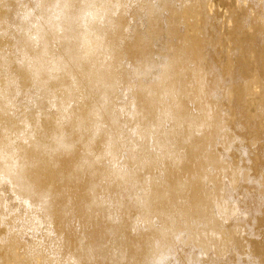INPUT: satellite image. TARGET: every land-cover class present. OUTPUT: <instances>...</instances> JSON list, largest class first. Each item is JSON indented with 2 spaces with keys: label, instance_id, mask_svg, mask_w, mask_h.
<instances>
[{
  "label": "bare ground",
  "instance_id": "6f19581e",
  "mask_svg": "<svg viewBox=\"0 0 264 264\" xmlns=\"http://www.w3.org/2000/svg\"><path fill=\"white\" fill-rule=\"evenodd\" d=\"M181 1L183 2V0ZM187 1L184 0V3L186 4ZM197 1L204 5L206 0ZM14 2L15 5L21 8L18 9L15 6L16 8L11 12L12 17L8 16L5 11L0 14L1 33L4 30L6 31L5 28L9 27V25L14 26L16 29L15 32L14 29L9 27L12 31L14 30L13 36L10 33L12 31L4 33L5 35L10 33L9 36L11 37L9 38L13 40L14 53L19 59L16 60L18 62H16L15 73H10L8 69L13 65V62L8 57H4L6 54L0 53V77L4 75V73L1 75L2 70L4 69L6 72L5 68L9 67L7 69V78L5 76V80L0 79L2 81H0V182L8 186L11 193L17 198L15 199L16 204L20 203L23 209L20 210L23 212L17 211L15 207L14 212H9L10 214L7 212L8 215L4 216L3 214L0 217V226L5 225L7 227L6 231L9 230L7 237H0V250L2 252L0 264H50V261L52 263V260L58 258L56 256L59 255V250L63 248L61 240L63 235L60 236L62 238L54 236L56 237L55 239L52 237L54 234H50L53 233L51 231L56 226L55 221H59L57 223L62 224L60 221L69 218L67 216L74 214V211L78 212L79 214H76L80 215L84 221H89L93 217L96 218L95 214L102 215L104 208H106V203L99 197L97 190H99L103 182H107L108 186L113 189L116 188L120 192L129 194L127 195V202L119 199L115 201L116 206L119 209H125L123 213L136 212V217L141 222L139 223L140 227L142 224L146 232L147 229L155 225L156 221L160 222L158 225L156 224L155 235L152 238L149 237L150 239L146 242L147 245L144 243L146 246L143 244L145 246L144 249H142L143 247L138 248L134 240L129 242L130 239L126 241L119 237L120 234H123L124 225L126 224L122 225V222H117L118 224L109 225V232L108 230L106 231V235L108 232V236L111 235V238H113L111 249H105L101 245V248L97 247L95 249L91 245L85 246L83 244L84 246L81 245L76 252L68 253L71 254L70 256L66 255L68 259L65 264H116L123 261L126 250L132 254H137V257L138 254L141 255L139 262L136 264H164V261L168 263V259H165L169 255L167 247L170 242L166 236L178 237V233L181 230L179 221H182L185 230L187 229L190 231L189 234L191 233L190 237L187 236L190 238L188 243H191L199 251V255H196V253L187 255L182 264H198V262L200 263L199 256H205L206 254L209 256L210 252H213V255L214 253L215 255H223L228 247L237 249L234 250V254L236 253L235 251L240 254L245 251V258L237 264H262L256 258L254 259L250 256L247 249L248 243L245 244L244 241L239 240L238 233L249 232L248 227L251 225L250 223L247 226L249 222L245 223V219L242 220L240 215L243 216L248 213L247 215L249 216L251 214V216L258 217V223L261 220L260 216L262 214L260 215V213L264 214V182L258 184L260 194L262 193L261 198H259L260 196H254L255 191L253 197L258 198V200L255 198L257 200L256 203L251 200L254 204L248 201L252 206L246 207L243 203H246L244 200L248 196L246 195L244 198V195L249 187L248 189L246 188L247 190L244 193L242 192L244 195L239 193L238 189L237 192V187L235 186L238 183L234 186L231 166L229 167L231 163L228 165L226 163L227 159L226 161L220 160L218 159L221 157L220 154V156L218 155L219 157H215L212 150H207L208 144L215 140L218 141L215 138L224 133V124L221 117L223 115H221V111L218 113L220 109H223L220 106L221 99H219L220 108L217 110L218 106L208 98V83L206 81L208 78L205 79V69L201 63V56L199 61L195 59L197 65H194V67L196 66V68L191 67L190 70L187 67L186 58L192 55L188 56V53L185 55L183 50L184 47L190 44L185 45V40V43L180 40L179 45L176 43L173 45V42L178 40L176 38L182 36L178 34V27L174 26V23L171 24L173 21H171L169 13L168 16H165V19L169 17L167 20L162 18L164 16L162 13L163 11L169 12L174 2H169V0L146 1L139 18L140 25H144V30L139 35L137 34V37L134 35V38H136L134 43L136 45L132 41L136 49H142L140 54L143 56L140 61L136 60V64H132L131 69L128 67L130 69L128 71L121 68L124 55L121 57L122 54L118 53V50L125 43L118 49L119 39L116 40L111 37L113 33L117 35L115 33V31H118L117 29L122 28L120 20L114 17L118 15L117 13L121 14L125 11L123 9V0H32V6L16 4L18 0H14ZM11 5L8 0H0V9L5 7L8 10ZM176 13L174 15L171 13V15L178 17ZM207 19H209V15H206L203 21L205 22ZM173 20L176 21L177 18ZM177 22H175V25ZM248 23L244 24V29H246L245 27ZM137 27L138 25L134 23L130 27L131 31L129 32H133V34L138 32L140 26L138 30ZM119 30L122 31L123 29ZM197 30L199 31L198 28ZM126 31L123 32L127 34L128 30ZM198 31L195 34H198ZM186 32L185 30L184 33ZM15 33L17 34L15 35ZM2 35L4 34L2 33ZM191 38H193V34ZM185 39L187 40V37ZM126 40L128 41V39ZM262 41H264L263 36L255 39L257 44H261ZM132 44L130 43V45ZM194 48L196 47L194 46ZM127 52L126 54H128ZM195 52L197 51L195 50ZM123 53L125 54V52ZM131 53L134 52L132 51ZM135 55L138 54H134L132 59ZM257 60L260 61L259 59ZM130 62L132 63V60ZM122 65L124 66V64ZM125 71L128 74L131 73L132 79L129 80L131 76L128 75L127 78ZM211 75L213 79H216L217 85L219 84L218 89L223 87L225 93H228L231 80L228 82L222 81L213 70ZM147 76L151 77L149 79L146 78L147 80L144 81V77ZM28 83H30L29 87L34 90L32 94V91L29 92V87L28 89L26 88ZM82 86L87 88V91L78 94ZM261 86L263 85H260V88H262ZM128 89L130 91L133 90V94L128 98V105L122 104L119 106L115 100L121 97L122 91L124 93V90L127 91ZM75 91H77L78 95H75ZM90 97L93 98L89 104L86 100H89L88 98ZM18 98L21 99L18 102L19 106L16 105L17 101H15ZM188 99L196 102L195 106L198 103L199 106L197 108H200L199 112L201 115L198 111L196 112L200 116L188 110L190 109V107L187 108ZM79 100L84 101L85 104L84 106L82 104L80 109L78 107L80 103H77ZM71 103L73 106H71ZM190 103L192 104V102ZM51 109L53 112H45V110L49 111ZM195 110L197 109L195 108ZM258 112L259 116H264V104L261 108L259 107ZM121 118H125V120L124 124L120 125ZM47 119L49 120L48 123L50 122L54 127L49 133L45 134L47 130H42V128L44 127L43 122L46 124ZM102 120L104 121L102 122ZM68 122L72 123L69 125ZM105 122L107 123L106 126L108 125L107 129H104L103 126ZM53 123L57 125L55 126ZM167 123L169 125L166 128L165 125ZM67 125L69 126L67 127ZM125 129L129 134L123 131ZM198 134H202V136L198 137ZM46 135H48L47 138L45 137ZM229 136V139L225 137L226 140H223V142L225 141L226 147L233 148L236 144L233 143ZM126 138L128 140L129 138L132 139L128 142L129 144L133 143L135 138L141 145L137 142L136 144L139 147L136 144L134 145V143H131L132 146L134 145L133 147H129L130 145L127 147L123 144L128 145ZM213 139L215 140L210 143ZM98 141L102 146V150L95 152L94 146ZM207 141L208 144H206ZM214 143L217 144L218 142ZM224 144H222V149L225 146ZM77 146L82 148V153L80 152L78 155L75 154ZM205 148L206 150H204ZM123 149L126 150L125 160L119 164L116 158L118 155L121 156L120 154H123V152L120 153ZM202 151L207 152L204 156L205 158L200 160L199 155ZM222 154L224 155V151ZM225 157L227 158V156ZM104 161L109 164L103 163ZM134 165L139 168V171H136L135 168L132 169ZM209 167L211 169L214 168L212 171L214 176L210 177V179L203 175L204 171H207ZM237 173L236 171V175ZM188 175L190 177L192 175L193 178H188ZM229 176H232L233 181L228 180L227 177ZM85 177L88 179L84 188V192L86 191L85 200L81 205H78L76 200L77 205L72 209L71 204L73 203L70 202L71 199L65 200L64 196L66 193L64 194V188L70 183H78L77 185H80V181ZM226 178L229 181L227 183ZM223 180L226 184L223 183ZM245 180L249 181V178ZM257 180L259 179L257 178ZM242 181L244 182V179ZM250 181L253 182V179ZM56 184H62L59 189L63 191L56 189ZM250 185L252 188L253 184L251 183ZM253 188L256 189L254 186ZM1 198L0 211L6 205V202H3L5 200ZM239 199L243 202V211L240 209ZM17 200L19 201L18 203ZM74 200L73 198V202ZM17 206L19 208V204ZM5 209L3 212L7 210ZM133 214L135 215V213ZM247 215H244V218ZM18 218H21L20 220L23 221L25 228L29 227V230L30 228L36 229L34 230L36 232H33L35 235L38 228L42 229L44 227L46 229V231L44 229L45 232L42 231L44 235L47 232L46 235L50 234V237L53 238L50 242L55 239L53 246L55 251L51 252V254L48 252V254H45L43 251L41 252L42 248L39 250L40 248L38 247L41 244H38V250L31 249L33 248L32 246L30 248L27 246V252H22L20 250L23 244L21 239H24L19 237L20 231L16 227H20V223L15 224L16 226L13 225L15 219L17 220H15L16 222L19 221ZM110 220L112 219L110 218ZM115 220L114 218L112 222H115ZM130 220L132 221V219ZM246 220L249 219L247 218ZM262 222L264 223V221ZM135 223L137 222L135 221ZM255 225L253 224V227ZM136 227L138 228V226H134V228ZM130 229L132 230V228ZM187 232L185 233L188 234ZM39 233L38 230L37 234ZM262 233H264V229ZM242 234L244 235L245 233ZM30 235L32 234L30 233ZM38 237L39 235L35 238ZM144 238L141 237V239ZM30 239H32L31 236ZM169 239L171 240V238ZM142 241L145 240L139 242L142 243ZM181 241H183V237ZM42 242L44 241L41 240ZM182 244L184 243L182 242ZM173 245L175 244L173 243ZM176 246H174L175 249ZM187 246L189 247V245ZM25 247L24 243V249ZM48 248L50 247L48 246L46 250ZM172 252V255H175L174 251ZM185 253L184 255H186ZM240 254L239 256L242 255ZM97 259L100 262H97ZM200 260L202 262V259ZM211 261L213 262L214 260L211 258ZM262 262L264 264V261ZM61 263L63 264V262Z\"/></svg>",
  "mask_w": 264,
  "mask_h": 264
},
{
  "label": "rangeland",
  "instance_id": "374dc122",
  "mask_svg": "<svg viewBox=\"0 0 264 264\" xmlns=\"http://www.w3.org/2000/svg\"><path fill=\"white\" fill-rule=\"evenodd\" d=\"M146 1H148V0H123V9L125 10L124 12H122L121 14H119V13H117L118 15L117 16H115L114 18H118L120 21V26L122 27V28H119V29H123L122 31L121 30H119V29H117L118 31H115V33H117V35L116 34H112L111 35V37L113 38V39H116V40H118L119 41V46H118V49H120L119 47H122L123 46V43H125L124 44V48L122 47L120 50H118L119 52V54L121 55V57L122 58H124L123 59V61L121 62V68L122 69H124V70H126L127 69V71L128 70H130L131 69V66H132V64H136L137 63V61H140V59H141V57L143 56L142 54H140L142 51V49L141 50H139V49H136V47L133 45V44H135L134 42H136V38H134V35H135V37H137L136 35L138 34H140V32H142V30H144V25H140V13H141V11H143V8H144V6L146 5ZM168 1V0H167ZM170 1H173L174 3H173V5H175V6H177V7H175V6H173V5H171L172 6V9L168 12H164L163 11V17H162V14H161V17L164 19V20H167L169 17L171 18V21H173V22H171V24H173L174 26H176V27H178L177 28V30L179 31L178 32V34L179 35H181L182 37H180V38H182V39H180V38H176V39H178L177 41H178V43H177V41H175V42H173V45H175V43L176 44H178L179 45V43L181 42L180 40H182V42H184V40H185V45L186 44H190V45H187V47H184L183 48V50H184V54L185 55H187L186 53H188V56H190V55H192V56H190L189 58H186L187 59V61H186V59H185V61L187 62V67H188V69H190L191 67H193L194 69L196 68V66L194 67V65H197V61L195 60V59H197L198 61H199V59H200V56H201V63H202V66H203V68L205 69V79H207L206 81H207V83H208V85H207V87L209 88V86H210V88L208 89L207 88V94H208V98L209 99H211L212 100V102L214 103V104H216L217 106H218V108H217V110H219V108H220V106L223 108L222 110L220 109L219 111H218V113L221 111V115H223V116H221L222 117V123L224 124L223 125V127H224V133L222 134V135H220L221 136V138H220V136L219 137H217V138H215V139H218V141L217 140H215V139H213V140H211L210 141V143L212 142V141H214V142H218L217 144H215L214 142H212L211 144H208V141L206 142V144H208V146H207V150H212V153L215 155V157H219L220 155H221V157H219L218 159H222V160H224V161H226V159H227V161H226V163L229 165V163H231L230 165H229V167H230V169L232 170V176H229V177H227L228 178V180H230V181H233V179H234V186L235 187H237L236 188V190L238 189L239 190V193H241L242 195H244L243 193L248 189V187H249V189L248 190H250V192H248V190L245 192V195H244V198L246 197V195L249 197V195H251L249 198L248 197H246V200H244V202H246V203H243V202H241L240 201V199H239V205H240V209H242V211L244 210V205L243 204H245V206L246 207H250V203L249 202H251V203H253L254 201H255V203H256V201L258 200V198H256L257 196H260L259 198H261V195H262V193L260 194V191H259V188H258V184L259 183H263L264 182V116H259L258 114H259V112H258V109H259V107L261 108L262 107V105L264 104V91H263V89H264V41H262V43L261 44H257L256 42H255V39L256 38H260V37H262L263 36V38H264V0H206L205 1V3H204V5L203 4H200V3H198V1L197 0H195L196 2V4L194 3V0H188L187 1V3L185 4L184 3V0H183V2L181 1V0H169V2ZM190 1V2H189ZM8 2H11V7H9L8 8V10L7 9H5V7L2 9H0V14L2 13V12H6V14L8 15V16H10V17H12L11 16V12H13V10L17 7L18 9L19 8H21V7H19L18 5H15V2H14V0H8ZM18 3H20V4H23V5H27V6H32V4H33V2H32V0H18V2L16 3V4H18ZM32 3V4H31ZM128 3V4H127ZM191 3V4H190ZM209 3V4H208ZM132 4V5H131ZM181 4V5H180ZM183 4V5H182ZM194 4V5H193ZM198 4H200V5H198ZM14 5V6H13ZM179 5H180V7H179ZM198 5V6H197ZM203 5V6H202ZM16 6V7H15ZM170 6V7H171ZM188 6V7H187ZM206 7V8H205ZM23 8V7H22ZM179 8V9H178ZM208 8V9H207ZM176 9V10H175ZM177 9H178V11H177ZM128 10V11H127ZM181 10V11H180ZM190 10V11H189ZM194 12H193V11ZM188 11V12H187ZM209 11H210V13H209ZM176 12H178V13H176ZM190 12V13H189ZM129 13V14H128ZM165 13V14H164ZM168 13H169V17H166V19H165V16H168ZM171 13H172V15H174L175 13L177 14V16L178 17H176V15L175 16H172L171 15ZM184 13V14H183ZM204 13V15H202ZM192 14H194V15H192ZM206 15H209V19H207L205 22L203 21V20H205V16ZM180 16V17H179ZM198 16V17H197ZM172 17H173V19L175 18V20H176V18H177V20L176 21H178L177 22V24L175 25V22L176 21H174L173 19H172ZM190 17V18H189ZM202 17V18H201ZM244 17V18H243ZM185 18H187V19H185ZM197 18V19H196ZM248 18H249V20H248ZM135 19V20H134ZM139 19V20H138ZM184 19V20H183ZM246 20V21H245ZM138 21V22H137ZM184 21V23H186V24H184V23H182ZM187 21H188V24H187ZM14 22V21H13ZM200 22V23H199ZM248 23L247 25H246V29H244V27L243 26H245L244 24H246V23ZM134 23H136V25H138V27L140 28V30H138V27H137V30H138V32H136V33H134L133 34V32L131 33V32H129V31H131L130 30V27H132L133 26V24ZM139 23V24H138ZM196 23V24H195ZM204 23V24H203ZM207 23V24H206ZM14 24H16V23H14ZM129 25V27H128V25ZM179 24V25H178ZM192 25V26H191ZM249 25V26H248ZM260 25V26H259ZM126 26V27H125ZM195 26V27H194ZM206 26V27H205ZM9 27H11L12 29H14L15 30V32H16V29L14 28V26L12 27V25H9ZM9 27L7 26L5 29H6V31L4 30V32H10V31H12V29L10 30L9 29ZM129 29H128V28ZM184 27H186V28H184ZM201 27H203V28H201ZM262 27V28H261ZM127 28V29H126ZM189 30H188V29ZM197 28L199 29V31L197 30ZM207 28V29H206ZM260 28V29H259ZM195 29V30H194ZM13 30V31H14ZM126 30H128V33H129V35H128V33L126 34ZM185 30L187 31L186 33H184L185 32ZM12 31V32H13ZM123 31H126V32H123ZM182 31V32H181ZM198 31V34H195V32H197ZM4 32H2L4 35H2V33L0 32V53L1 54H6L4 57H8L10 60H12V62H13V65H11L10 66V69H8L9 67H7V68H5V70H6V72L4 71V69L2 70V73H1V75L4 73V75H2L3 77H0V79L2 78L3 80H5V78H7V69L10 71V73H13L14 71H15V66L17 65V63L16 62H18V61H16V60H19L18 59V57H17V55H16V53H14V47H13V44H12V42H13V40L11 39V38H9V37H11V36H13V34H14V32L12 33V32H10L11 33V36H9L10 35V33H7L6 35H5V33ZM120 32H121V34H120ZM180 32H181V34H180ZM240 32V33H239ZM183 33V34H182ZM203 33V34H202ZM247 33V34H246ZM17 33H15V35H16ZM126 34V35H125ZM133 34V35H132ZM192 34H193V38H191L192 37ZM202 36H201V35ZM124 35H125V37H124ZM179 35H177V36H179ZM184 35V36H183ZM187 35V36H186ZM191 37H190V36ZM196 35H198V36H196ZM115 36V37H114ZM189 36V37H188ZM197 38H199V39H197ZM2 37V38H1ZM7 37V38H6ZM117 37V38H116ZM119 37V38H118ZM187 37V40L185 39V38ZM203 37V38H202ZM120 38H122V39H124V40H122V39H120ZM126 39H128V41H130V42H128ZM134 39V40H133ZM189 39H191L190 41H189ZM196 39H197V41H196ZM126 40V41H125ZM247 40V41H246ZM132 41H133V44H132ZM190 42V43H188V42ZM199 41H200V43H202L201 45H199L200 43H199ZM206 43H205V42ZM211 41V42H210ZM121 43H122V45H121ZM130 43L132 44V45H130ZM191 43H192V46H191ZM127 44V45H126ZM136 45V44H135ZM210 45V46H209ZM160 46V45H159ZM194 46L196 47V48H194ZM201 47V48H199V47ZM126 47H127V50H126ZM134 47H135V49H136V51H135V49H134ZM158 47V46H157ZM191 47H193L191 50H190V48ZM198 47V48H197ZM129 48V49H128ZM2 49V50H1ZM123 49H125V50H123ZM133 49V50H132ZM189 49V51H187ZM194 49V50H193ZM130 50V51H129ZM139 50V51H138ZM192 50L194 51V55H193V52H192ZM195 50L197 51V52H199V53H201V55H199V53H197V52H195ZM128 51V52H127ZM134 52V53H131V52ZM123 52H125V54L123 53ZM126 52L128 53V54H126ZM191 52H192V54H191ZM134 54H138V55H135L134 56V58L132 59V56ZM181 54H182V52H181ZM183 54V56L184 57H186L185 55ZM140 55V56H139ZM203 55V56H202ZM138 57V59H136L137 57ZM131 57V59H129ZM136 57V58H135ZM183 57V58H184ZM128 58V59H127ZM192 58V59H191ZM135 59V60H134ZM257 59H259L260 61H258ZM132 60V63L130 62ZM137 60V61H136ZM192 60V61H191ZM15 61V62H14ZM136 61V62H135ZM256 61H257V63H256ZM124 62V63H123ZM127 62V63H126ZM205 62V63H204ZM210 62V63H209ZM191 63V64H190ZM204 63V64H203ZM207 63V64H206ZM122 64H124V66L122 65ZM131 64V65H130ZM206 66V67H205ZM128 67L130 68V69H128ZM120 68V69H121ZM192 68V70H194ZM11 70H13L12 72H11ZM191 70V69H190ZM215 71V73L217 74V76L219 75V77H220V79H222V81H225V82H228L229 80H231V82H230V85H229V92L228 93H225V89L223 88V87H220L219 89H221V90H223V91H221V90H219L218 89V85H217V83H216V79H213L212 78V75H211V71ZM127 71H125L126 73H127ZM240 71V72H239ZM15 73V72H14ZM220 73V74H219ZM7 75V76H6ZM131 76V77H129V80L130 79H132V75H131V73H127L126 74V76ZM229 75V76H228ZM6 76V77H5ZM128 76H127V78H128ZM5 77V78H4ZM151 76H147V77H144V81L145 80H147L146 78H150ZM1 79V80H2ZM0 80V81H1ZM210 80V81H209ZM132 81V80H131ZM2 82V81H1ZM26 83V82H25ZM249 83V84H248ZM260 85H263V86H261L262 88H260ZM30 86V83H28L27 84V89H28V87ZM31 87H29V92H31V94L32 93H34V90H33V88H31ZM83 86L79 89V91H78V94H82V93H84V92H86L87 91V88H83ZM134 90H135V88L134 87H132ZM234 88V89H233ZM218 89V90H217ZM259 89V90H258ZM83 90V91H82ZM28 91V90H27ZM77 91H75L76 93H75V95H78L77 94ZM132 91V92H131ZM130 91V89H128L127 91H125L124 90V93H123V91L121 92V97L118 99V100H115V102L117 101L118 102V105L120 106V105H128V98L131 96V94H133V90H131ZM208 91H209V93H208ZM126 92V93H125ZM224 92V93H223ZM219 93V94H218ZM222 95H221V94ZM126 96V97H125ZM223 96V97H222ZM227 96V97H226ZM261 96V97H260ZM221 97V98H220ZM21 98V97H20ZM93 98V97H92ZM92 98L90 97V98H88L89 100H86L87 102H89V104L92 102ZM127 98V99H126ZM213 98V99H212ZM226 98V99H225ZM22 99V98H21ZM21 99H16L15 101H17V103H16V105L17 106H19L18 105V102L21 100ZM122 99V100H121ZM180 99H182V97H180ZM219 99H221V104H220V106H219ZM244 99H245V101H244ZM247 99V100H246ZM214 100V101H213ZM81 100H79L77 103H80V105L78 106L79 107V109L81 108V105L83 104V106L85 105L84 104V101H81ZM187 101V100H186ZM188 101H190V102H192V104L190 103V102H188ZM188 101H187V104H188V106H187V108L188 107H190V109H188V110H190V111H192V113L193 114H196V115H198L197 114V112L196 111H198V113H200L199 112V110H200V108L198 107L197 108V106H199L198 105V103L196 104V106H195V103L196 102H194V101H192V100H190V99H188ZM23 102V101H22ZM83 102V103H82ZM117 102H116V104H117ZM125 102V103H124ZM193 102H194V107H193ZM261 102H263V103H261ZM24 103H25V97H24ZM190 103V104H189ZM72 104V103H71ZM86 104H88V103H86ZM261 104V106H259ZM215 105V106H216ZM71 106H73V104L71 105ZM82 106V107H83ZM216 106V107H217ZM85 108V107H84ZM195 108L197 109V110H195ZM53 109V108H52ZM45 110V112L46 113H48V112H53V110ZM77 111H79V110H77ZM222 112H224V113H222ZM200 115H201V113H200ZM200 115H198V116H200ZM226 115H227V117H226ZM123 117V116H122ZM122 119L123 118H121L120 120H121V122H120V125L123 123L124 124V120H125V118L123 119V121H122ZM263 119V120H262ZM119 120V121H120ZM223 120H225L224 122H223ZM48 119H47V123L45 124L44 122H43V125H44V127L42 128V130L43 129H46L45 131V134H47V133H49V131L50 130H52L53 129V127L54 126H52L51 124H50V122L48 123ZM104 120H102V122H103ZM107 122V121H106ZM103 123V126H104V129L106 128L107 129V127H108V125L106 126V124L107 123ZM69 123V122H68ZM72 122H70L69 123V125L71 124ZM255 123V124H254ZM54 125H55V123H53ZM165 124H166V122H165ZM227 124V125H226ZM19 125V124H18ZM57 125V124H56ZM55 125V126H56ZM69 125H67V127L69 126ZM169 124L167 123V125H165V127L167 128V126H168ZM19 126H21V125H19ZM110 126V125H109ZM125 128H126V126H124ZM228 128V129H227ZM258 128V129H257ZM124 129V128H123ZM228 130V131H227ZM126 134H129L128 132H126V129L125 130H123ZM232 134V135H231ZM49 135V134H48ZM48 135H46L45 137L47 138L48 137ZM225 135V136H224ZM229 135H231V136H229ZM101 136H104V135H101ZM200 136H202V134H198V137H200ZM228 136L231 138V140H233V143L234 144H236L233 148L232 147H226V144H224V142H223V140H226V138L227 139H229L228 138ZM84 138H85V136H83ZM226 137V138H225ZM225 138V139H224ZM99 139H101L100 137H99ZM127 139V143L130 141V140H132V139H130L129 138V140H128V138H126ZM236 139V141H234ZM263 140V141H262ZM124 141H125V139H124ZM136 139L134 138L133 139V143H134V145L138 142V141H136ZM219 142H221L222 144H224L223 146V149H222V144L221 143H219ZM132 143V142H131ZM131 143L129 144L128 143V145H126L125 143H123L125 146H129V147H133L132 145H131ZM132 143V144H133ZM139 143V142H138ZM140 144V143H139ZM243 144V145H242ZM141 145V144H140ZM219 145V146H218ZM125 146H123L124 148H126ZM136 146H138L137 144H136ZM213 146V147H212ZM218 146V147H217ZM139 147V146H138ZM209 147H211L210 149H209ZM221 147V148H220ZM94 148H95V152H97V151H99L100 149L102 150V146H101V144H99V141H98V143L94 146ZM215 148V149H214ZM76 150V152H75V154L76 155H78V154H80V152L82 153V148L80 147V146H77L76 148H75ZM227 149V150H226ZM235 149V150H234ZM243 149V150H242ZM261 149V150H260ZM204 150H206V148L204 149ZM218 152H216V151ZM221 150V151H220ZM224 151V155L222 154L223 153V151ZM241 150V151H240ZM263 150V151H262ZM213 151H215V152H213ZM123 152V154H120L121 156H117V158H116V160H117V162L120 164V163H123V161L125 160V152H126V150H121L120 151V153H122ZM206 152L207 151H202L201 152V157H200V155H199V158H201L200 160H202L203 158H205L204 156L206 155ZM222 152V153H221ZM230 152V153H229ZM216 154H217V156H216ZM220 154V155H219ZM263 154V155H262ZM219 155V156H218ZM223 155V156H222ZM225 156H227V158L225 157ZM261 156V157H260ZM223 157V158H222ZM225 157V158H224ZM257 160V161H256ZM103 163H105V164H109V163H107L106 161H104ZM233 165V166H232ZM239 166V167H238ZM135 168V170L136 171H139V168L138 167H136V165H134V167H132V169H134ZM213 169L214 168H212L211 169V167H209V169L207 168V171H208V173H207V171H204V174L203 175H205L208 179H210V177L212 178V176H214V172H212L213 171ZM234 169V170H233ZM249 169V170H248ZM238 172L237 173V175H238V177L240 176V174H241V176L239 177V179H238V177H237V175H236V171ZM210 171V172H209ZM252 171V172H251ZM235 172V173H234ZM213 174V175H211V174ZM234 173V174H233ZM263 173V174H262ZM207 174V175H206ZM193 175V174H192ZM191 175V177L188 175V178H190V179H192L193 178V176ZM211 175V176H210ZM255 175V176H254ZM247 178H249V181L248 180H245V179H247ZM233 179H232V178ZM227 178H226V183H227ZM237 179V181H236V179ZM240 178H241V180H243L244 179V182L242 181L241 182V180H240ZM257 178L259 179V180H257ZM261 178V179H260ZM84 179V180H83ZM82 179V181H80V185H77V184H72V183H70V184H68V186L66 185V187L64 188V194H65V200H67V199H71V201L70 202H72L73 204H71V206H72V209H74L75 208V206L77 205V202H78V205H81L82 204V202L85 200V197H86V191L84 192V188H85V186H86V184H87V180L88 179H86V177L85 178H83ZM225 179V178H224ZM253 179V182L252 181H250V180H252ZM255 179H256V181H255ZM263 179V180H262ZM236 181V182H235ZM240 181V182H239ZM246 181H247V183H246ZM254 181H255V184H254ZM229 182V181H228ZM251 184H253V186L256 188V189H254L253 188V186H252V188H251V185L249 184V183ZM256 182H257V184H256ZM104 183V182H103ZM103 183H101L102 185H101V187L99 188V190H97V193L99 194V197L100 198H102L104 201H105V205H106V208H104V212L103 211H101V212H103L102 213V215H97V214H95L94 216L96 217V218H92L91 220H89V221H84V219L82 218L81 219V217H80V215H78L79 213L78 212H76V211H74V214H71V215H68L67 217H69V218H65V219H63V220H61L60 222H62V224L61 223H57V222H59V221H55V225L57 226V228H56V226H54V228H53V231H51V232H53V233H50L51 235L52 234H54V235H52V237L53 238H55L56 239V237L57 236H62L63 237V239H61L62 240V242H63V248H61L60 250H59V252H58V254L59 255H57L56 257H58V258H56L55 260H52V263H51V261H50V264H60V262H63V264H65L66 262H67V259H68V257L66 258V255L67 256H70L72 253H74V252H76L80 247H81V245L82 246H87V245H91V246H93L95 249L97 248V247H100V245H101V247H103V248H105V249H111L110 247H111V242L113 241V238H111V235H109L108 236V232H109V225L111 226L112 224H118V223H121L122 225H124V224H126V225H124V229H123V234H120L119 235V237H121V238H123L124 240H126V241H128L129 239H130V241L129 242H132V240H134L135 241V245L138 247V248H142V249H144V247L147 245L146 244V242L150 239V238H152V236H154L155 234V229H156V224L158 225L160 222H158V221H156L155 222V225H153L151 228H149V229H147V232L145 231V229H143L144 227H143V225L141 224V227H140V224L139 223H141L140 221H138V218L136 217V212H131L130 214H127V213H123V211H125V209H119V208H117V206H116V203H115V201H117V200H121V201H124V202H127L128 201V198H127V195H129L127 192H120L119 190H116V188L115 189H113V188H111L110 186H108L109 184L107 183V182H105L104 184ZM223 183L224 184H226L225 182H224V180H223ZM243 183H246V184H243ZM246 185V186H245ZM60 186H62V184H56V186H55V188L56 189H58V190H60V191H63L62 189H59L60 188ZM78 186V188H76ZM109 188H108V187ZM7 187V188H6ZM68 187V188H67ZM105 187V188H104ZM234 187V188H235ZM244 189H243V188ZM5 188V189H4ZM77 189V191H76V189ZM81 188V189H80ZM247 188V189H246ZM67 189H69V190H67ZM251 189H252V191H251ZM254 189V190H253ZM4 190V191H3ZM74 190V191H73ZM238 190H237V192H238ZM256 191V192H255ZM73 192H75V193H73ZM102 192H105V193H102ZM112 194H111V193ZM120 192V193H119ZM243 192V193H242ZM252 192V193H251ZM254 192H255V194H254ZM10 193V194H9ZM110 193V194H109ZM122 193V194H121ZM70 194V195H69ZM73 194H74V196H73ZM253 194H254V196H256V197H253ZM256 194H258V195H256ZM260 194V195H259ZM68 195V196H67ZM125 195V196H124ZM131 195V194H130ZM66 196H67V198H66ZM71 198H70V197ZM111 196V197H110ZM114 196V197H113ZM116 196V197H115ZM1 197H3V198H1ZM78 197V198H77ZM0 198L2 199V200H5V201H3V202H6V205H5V207L4 208H6L5 210L6 211H4L3 212V210H4V208L0 211V217H1V215H3L4 214V216L5 215H8V213L9 212H14V210L17 208V211H19L20 209H22V207L20 206V203H18L19 201L17 200V203L19 204V208H18V204H16V200L15 199H17L14 195H13V193H11V190L8 188V186L5 184V183H3V182H0ZM73 198L75 199L74 200V202H73ZM116 198V199H115ZM242 198V197H241ZM257 200H256V199ZM14 199V200H13ZM107 201H106V200ZM122 199H124V200H122ZM76 200H77V202H76ZM253 202H252V201ZM110 201V202H109ZM249 201V202H248ZM115 203V205H114V203ZM14 203H15V205H14ZM243 203V204H242ZM254 204V203H253ZM14 205V206H13ZM108 205H110V206H108ZM74 206V207H73ZM252 206V205H251ZM16 207V208H15ZM21 207V208H20ZM105 207V206H104ZM108 207V208H107ZM13 208V209H12ZM111 208V209H110ZM9 210V211H8ZM23 210V209H22ZM22 210H20L21 212H23ZM107 210V211H106ZM122 210V211H121ZM106 211V212H105ZM121 211V212H120ZM8 212V213H7ZM117 212V213H116ZM76 213H78V214H76ZM132 213H135V215L133 214L132 215ZM10 214V213H9ZM123 214V215H122ZM248 214V213H247ZM247 214H244V215H247ZM250 214V213H249ZM263 216H262V215ZM104 215V216H103ZM110 215V216H109ZM130 215V216H129ZM242 216V215H240L239 216V218H241L242 220H244V222L246 223H248L247 224V226L248 225H250V223H251V225L248 227L249 228V232H251V233H249V232H241V233H238L239 234V240H241V241H244V243L245 244H247L248 243V247H247V249H248V252H249V254H250V256H252L254 259L256 258V260H259L262 264H263V262L262 261H264V233H262L263 232V229H264V223L262 222V221H264V214L263 213H260V218H261V220L259 221V223H258V217H254V215L253 216H251V214H250V216L249 215H247V217L246 218H244L245 216ZM99 217V218H98ZM109 217V218H108ZM119 217V218H118ZM124 217V218H123ZM135 217V218H134ZM252 217V218H251ZM73 218V219H72ZM110 218L112 219V220H114V218L116 219L115 220V222L113 221L112 222V220H110ZM249 219V220H246V219ZM256 218V219H255ZM263 218V219H262ZM21 219V218H20ZM19 218H18V222H16L15 220L13 221V225L14 226H16L17 224H19L20 225V227L19 226H16L17 227V229H19L18 231H20V238H23L24 240H22L21 239V241L23 242V244H22V247L20 248V250L22 251V252H24L25 253V251L27 252V248L29 247L30 248V246H32L33 248H31V249H37L38 250V248H40L39 250H41V248H42V250H41V252L43 251V253H45V254H48V253H50L51 254V252L53 253L55 250H53V246H54V240H52L53 242H50L51 241V239H53V238H51L50 237V234L49 235H46V233H45V235H44V232L46 231V229L44 228V227H42V229H40V228H38V230H39V234H37L38 233V230H37V233H36V235H35V233H33V232H36V231H34V230H36V229H31L30 228V230H29V227L27 228H25L24 226H23V221L22 220H20ZM70 219V220H69ZM103 219V220H102ZM130 219H132V221L130 220ZM134 219V220H133ZM122 220V221H121ZM254 220V221H253ZM257 220V221H256ZM71 221V222H70ZM80 221V222H79ZM95 221V222H94ZM129 221V222H128ZM135 221L137 222V223H135ZM15 222V223H14ZM66 222V223H65ZM69 222V223H68ZM75 222H77V223H75ZM82 222V223H81ZM85 222H86V226H85ZM108 222V223H107ZM118 222V223H117ZM254 222V223H253ZM22 223V224H21ZM68 223V224H67ZM89 223V224H88ZM178 223H180L179 224V228L181 229L180 231H179V233H178V237H174V236H169V235H167L166 237H168V240H169V246L167 247V251H169V255H168V258L166 257V259L165 260H167V262L168 263H166L165 261H164V264H179V263H183L184 262V259H185V257L187 256V255H194L195 253H196V255H199V251H198V249H196L191 243H188V240L190 239L189 237V235L191 234H189V230H185V226L183 225V223H182V221H179ZM16 224V225H15ZM136 224V225H135ZM139 224V225H138ZM183 226H182V225ZM253 224L255 225L254 227H253ZM260 224V225H259ZM261 224H263V225H261ZM58 225H60L59 227H58ZM89 225V226H88ZM2 226H4V227H2ZM23 226V228H21ZM65 226H67V227H65ZM81 226V227H80ZM125 226H126V228H125ZM131 226V227H130ZM134 226H138V228L136 227V228H134ZM259 226H261V227H259ZM253 227V229H251ZM258 229H257V228ZM56 228V229H55ZM106 228V229H105ZM130 228H132V230L130 229ZM142 228V229H141ZM22 229V230H21ZM25 229V230H24ZM44 229H45V231H44ZM70 229V230H69ZM77 229V230H76ZM80 229V230H79ZM86 229H87V231H86ZM102 231H100V230ZM136 229V230H135ZM141 229V230H140ZM150 229H151V232H150ZM183 229H184V232H183ZM7 230V227L5 226V225H1L0 226V237L1 238H4V237H7V233L9 232V230L8 231H6ZM29 230V231H28ZM61 230H62V233H61ZM75 230V231H74ZM108 230V232H107V235H106V231ZM126 230V231H125ZM130 230V231H129ZM141 232H140V231ZM258 232H256V231ZM262 232H261V231ZM21 231H22V233H21ZM26 233H25V232ZM42 231H44V232H42ZM105 231V232H104ZM135 231V232H134ZM138 231H139V233H138ZM228 231V230H227ZM25 234H24V233ZM55 232V233H54ZM84 232V233H83ZM185 232H187L188 234H186ZM229 232V231H228ZM253 232V233H252ZM255 232V233H254ZM30 233L33 235V236H35V237H37L38 235H39V237L38 238H35V237H33L32 235H30ZM41 233H43V234H41ZM58 233H60L59 235H58ZM73 233V234H72ZM131 233V234H130ZM142 233V235H140ZM146 233H147V235H146ZM180 233H181V235H180ZM242 233H245L244 235L242 234ZM5 234H6V236H5ZM56 234V235H55ZM69 234V235H68ZM86 234V235H85ZM89 234V235H88ZM129 234V235H128ZM182 234H184V236H182ZM242 234V235H241ZM247 234V235H246ZM250 234V235H249ZM257 234V235H256ZM25 235V236H24ZM41 235V236H40ZM140 235V236H139ZM180 235V236H179ZM252 235V236H251ZM3 236V237H2ZM30 236L32 237V239H30ZM54 236H56V237H54ZM83 236V237H82ZM129 236V237H128ZM138 236V237H137ZM187 236H189V237H187ZM245 236V237H244ZM247 236V237H246ZM256 236V237H255ZM62 237H60V238H62ZM81 237V238H80ZM113 237V236H112ZM141 237L142 238H144V239H141ZM150 237V238H149ZM174 237V238H173ZM182 237H183V241H181L182 240ZM244 237V238H243ZM34 238H35V240H34ZM43 238V239H42ZM83 238V239H82ZM84 238H85V240H84ZM169 238H171V240L169 239ZM179 240H178V239ZM241 238V239H240ZM246 238V239H245ZM249 238V239H248ZM251 238V239H250ZM50 239V240H49ZM94 239V240H93ZM97 239V240H96ZM173 239V240H172ZM185 239H186V241H185ZM26 240H28V241H26ZM41 240L42 241H44V242H42L41 243ZM141 240H145V241H142V243H140L139 241H141ZM175 240V241H174ZM246 240V241H245ZM251 240V241H250ZM39 241V242H38ZM95 241V242H94ZM105 241V242H104ZM134 241H133V243H134ZM174 241V242H173ZM177 241H178V243H177ZM180 241H181V243H180ZM34 242V243H33ZM35 242H37L36 244H35ZM137 242V243H136ZM139 242V243H138ZM182 242L184 243V244H182ZM24 243H25V245H26V247H25V249H24ZM46 243H48L47 245H44V244H46ZM52 243V244H51ZM96 243V244H95ZM146 245H145V244ZM172 243V244H171ZM173 243L175 244V245H173ZM176 243H177V246H176ZM243 243V242H242ZM38 244H41V245H39L40 247H38L37 248V245ZM51 244V245H50ZM84 244V245H83ZM145 246H144V245ZM36 245V246H35ZM141 247H140V246ZM170 245H172V246H170ZM187 245H189V247L187 246ZM258 245V246H257ZM28 246V247H27ZM50 247L51 248V250H50V248H48V250H46L47 249V247ZM135 246V247H136ZM174 246H176V249H175V247ZM179 246V247H178ZM184 248H183V247ZM188 248H187V247ZM190 246H192V247H190ZM44 247V248H43ZM67 247V248H66ZM74 247H75V249H74ZM100 247V248H101ZM170 247H171V249H170ZM178 248V249H177ZM228 248H229V250H228ZM227 249H225L226 250V252L224 251V253H223V255L222 254H216L215 255V253H214V255L212 254L213 252H210L211 254H209V256H207L208 254H206L205 256L204 255H200L199 257V261H200V263L198 262V264H237L238 262H240V261H242L245 257V251L244 252H241V254L240 253H238V251H235L236 253L234 254L233 252H234V250H237V249H235V248H230V247H228ZM23 249H24V251H23ZM63 249V250H62ZM65 249V250H64ZM187 249H190L191 250V252H190V250H187ZM188 252H187V251ZM228 250V251H227ZM253 250V251H252ZM64 251V252H63ZM172 251H174V254L175 255H172ZM176 251V252H175ZM196 251V252H195ZM232 251V252H231ZM48 252V253H47ZM63 252V253H62ZM179 252V253H178ZM186 252V253H185ZM190 252V253H189ZM61 253H62V255H61ZM68 253H71V254H68ZM125 253L126 254H124V259H123V261L122 262H118V263H116V264H128V263H132V264H136L137 262H139L138 260L140 259V257H141V255L140 254H138V257H137V254L135 255V254H132V253H130L128 250H126L125 251ZM178 253V254H177ZM184 253L186 254V255H184ZM231 253V254H230ZM2 254V252H1V250H0V255ZM65 254V255H64ZM131 254V255H130ZM171 254V255H170ZM182 254H183V256H182ZM225 254H226V256H225ZM239 254L241 255V256H239ZM130 255V256H129ZM135 255V256H134ZM236 255H237V257H236ZM171 256V257H170ZM172 256H174V257H172ZM178 258H177V257ZM218 258H217V257ZM221 256H222V258H221ZM226 257V259H225V257ZM243 256V257H242ZM61 257V258H60ZM65 257V258H64ZM126 257V258H125ZM132 257V258H131ZM134 257H136V258H134ZM170 257V258H169ZM182 257H183V259H182ZM202 257H204V258H202ZM207 257H208V259H207ZM229 257V258H228ZM95 258H97V256H95ZM133 258H134V262H133ZM211 258L215 261H211ZM215 258H216V260H215ZM224 258V259H223ZM234 258H236V259H234ZM261 258V259H260ZM125 259H126V261H125ZM129 259V260H128ZM132 261H131V260ZM169 259H171V260H169ZM176 259V260H175ZM200 259H202V262H201V260ZM204 259V260H203ZM220 260V262H219V260ZM237 259H238V261H237ZM263 259V260H262ZM60 262H59V261ZM96 260V259H95ZM137 260V261H136ZM172 260H174V261H172ZM181 260V261H180ZM234 260V261H233ZM262 260V261H261ZM53 261H55V262H53ZM66 261V262H65ZM136 261V262H135ZM180 261V262H179ZM217 261V262H216ZM57 262V263H56ZM97 262H100L98 259H97ZM123 262H125V263H123ZM212 262V263H211ZM233 262V263H232ZM62 264V263H61ZM111 264H115V263H111Z\"/></svg>",
  "mask_w": 264,
  "mask_h": 264
}]
</instances>
